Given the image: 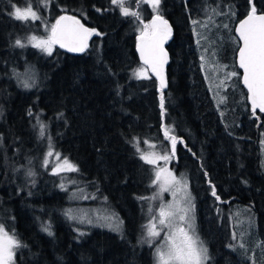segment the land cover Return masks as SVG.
Instances as JSON below:
<instances>
[{"label": "trees", "instance_id": "trees-1", "mask_svg": "<svg viewBox=\"0 0 264 264\" xmlns=\"http://www.w3.org/2000/svg\"><path fill=\"white\" fill-rule=\"evenodd\" d=\"M123 6L138 15L111 0H0V226L19 242L14 264H157L159 238L149 236L154 167L141 156L170 153L166 131L180 141L172 169L191 184L211 263L253 264L256 241L264 250V114L252 112L242 86L235 35L245 100L240 108L233 93L231 125L221 118L193 24L215 27L221 51L223 20L235 34L253 6L264 13V0H161L158 13L142 0ZM29 7L38 19L16 18ZM64 14L95 30L88 48L74 55L35 47ZM156 14L172 29L165 92L150 73L136 75L145 69L138 38ZM57 154L76 170L54 173ZM237 206L256 217L252 255L230 250ZM76 207H99L117 230L81 221Z\"/></svg>", "mask_w": 264, "mask_h": 264}, {"label": "snow or ice", "instance_id": "snow-or-ice-1", "mask_svg": "<svg viewBox=\"0 0 264 264\" xmlns=\"http://www.w3.org/2000/svg\"><path fill=\"white\" fill-rule=\"evenodd\" d=\"M142 2H149L153 8H156L160 0H142ZM111 3L120 7L124 15H138V13L130 12L128 8L123 6L124 0H111ZM14 15L17 19H27L29 15L33 19L39 18L30 7L26 9L23 15L21 10L17 8ZM64 21L68 23H62ZM158 24L160 27H158ZM148 27H153L156 30L152 33L147 45L143 43L145 33H141L140 53L145 65H150L151 70L160 78L161 88H163L165 86L162 74L163 64L166 62L167 54L164 52L162 45L164 39L170 34V28L167 26V21L159 16L153 19L151 25H145V28ZM94 32V29L84 27L75 17L61 16L56 24L52 26L50 36L35 43L34 46L49 54L52 52L53 45L56 44H59L61 48L66 47L69 51H83L87 46L88 37ZM239 32L240 38L243 40V47L239 50V66L244 70L243 82L251 93L253 111L255 112L259 108L261 112H264V15H257L255 6L251 8V14L248 15L247 19L241 22ZM32 40L35 41L36 38L33 37ZM17 44H20V41H17ZM136 75L138 77L145 76L146 70L142 68L138 70ZM232 75H236V73H232ZM25 86L29 85L25 84ZM161 107H163V96H161ZM41 135H43V128H41ZM165 135L167 137V131ZM168 138L171 140V150L174 154L177 138L174 136ZM145 143L147 144V142ZM149 147L154 148V145H149ZM52 155L53 153L49 151L48 156ZM56 158L59 160L58 154ZM141 158L149 164H156L158 160L167 162L171 157L162 155L152 159L142 155ZM47 164L48 160L45 159L44 165L47 166ZM63 165L67 167V170H76L66 159L63 161ZM57 170H64V168L58 164ZM31 174L29 173V175ZM155 182L161 183V191L171 190L166 186L180 183L166 167L160 168L157 172ZM173 194L175 195V192ZM212 195L216 196L214 187ZM186 214L187 210L183 208L178 209L172 205L160 206L159 225L161 230L164 228L169 230L164 248L157 250L160 264H202V260L207 258V250L203 248L198 250L194 246L195 242L192 237L188 235L184 227L179 226L177 223L178 221H184ZM45 230L47 231V229ZM149 236H160V231L156 230L155 224L149 228ZM18 246L19 242L9 236L0 226V264H9L13 256L12 249Z\"/></svg>", "mask_w": 264, "mask_h": 264}, {"label": "rangeland", "instance_id": "rangeland-1", "mask_svg": "<svg viewBox=\"0 0 264 264\" xmlns=\"http://www.w3.org/2000/svg\"><path fill=\"white\" fill-rule=\"evenodd\" d=\"M161 1V0H160ZM150 7L158 13L159 11V5L156 8H153L152 4L147 2ZM24 12L21 11V14L23 15ZM159 16L158 14L155 15V17ZM151 21L146 23V25H151L153 19ZM233 18V14L231 15ZM233 21L225 18L221 24L226 30H223V34L227 36V39L224 40L223 49L219 48V42L214 39V33H215V27L209 28L206 21H196L194 22V33L196 35V38L198 40V47L200 50V57H201V63L203 67V74L205 76L209 91L211 92V96L214 100V104L221 116L222 119L225 118V122L228 126L231 125V122L233 121V102L229 103V100H233V93L236 92L237 96V105L240 108H243L244 104V96L242 92V88L240 87V77H239V71L236 67V63H234L233 58L235 57V52L237 48V41L235 39L234 29L232 28ZM155 31L153 27L145 28V25L143 27V32L145 35L152 34ZM219 39H221V36L219 35ZM54 46V45H53ZM221 52L225 53V56H223L221 59L219 57V54ZM146 75H149V71L147 68ZM232 73H236V75H232ZM246 97V96H245ZM189 132V131H188ZM167 136L172 137L171 134L167 131ZM191 137L194 138V135L190 133ZM179 139H177L176 146L179 144ZM170 143V153L168 154H159L156 152L149 153V158L155 159L158 156L162 155H169L171 158L165 162L163 160H158L156 164H151L154 167V176L156 180V174L160 170V168L166 167L176 178L177 181L180 183L178 185H168L166 187L170 188L171 190H165L161 191V183L155 182L154 180V191L151 195L152 199L149 200L150 209H154V204L157 201V206L155 208L154 213L152 214V219L149 220V226L151 227L153 224L156 225V230L160 231V236L156 250L155 255L157 259V264H160L159 258H158V249H163L166 243L167 235L169 230L167 228H164L161 230V226L159 225L158 221V214H159V208L160 206L164 205H172L176 208H183L187 210V214L185 216L184 221H178V225L185 228V231L188 233L190 237H192L193 241L195 242L194 246L199 250L201 248L206 249V259L202 260V264H213L210 260V255L208 253V247L203 242L202 238L199 234V227L197 224V213H196V200L195 195L193 193V190L191 188V184L188 181V179L181 174H175L174 170L172 169L173 161L176 157V146H175V152L172 153L171 150V140L169 139ZM55 168L54 173H65L70 172L72 170H67V167L63 165L64 160H57L55 158ZM60 164L64 170H57V165ZM70 164V163H69ZM71 165V164H70ZM186 186V187H185ZM175 192V195L173 194ZM82 195V193H79ZM78 194H76L75 197H73V201H78ZM77 213L81 212L83 216L81 217V221L91 224L93 226L101 225L105 228L111 229V230H117V225L114 220V216L105 214V211L100 209L99 207L92 208V207H76L74 217H77ZM232 219L234 221L235 230L237 233V247L233 246L230 248V250L236 253L237 250L244 252L245 255H252L251 248L254 244V239L256 238V217L254 214V211L250 207L247 206H237L234 209ZM88 220V221H87ZM119 231V229H118ZM240 247L242 249H240ZM254 248H257L256 254H259V258H255L256 264H264L263 255L264 250L260 244V241H256V244ZM15 247L12 249L13 256L12 259L9 261V264H14V253ZM254 250V249H253ZM261 253H259V252ZM254 252V251H253Z\"/></svg>", "mask_w": 264, "mask_h": 264}, {"label": "water", "instance_id": "water-1", "mask_svg": "<svg viewBox=\"0 0 264 264\" xmlns=\"http://www.w3.org/2000/svg\"><path fill=\"white\" fill-rule=\"evenodd\" d=\"M250 14H251V11H250V13H249L248 15H250ZM256 14H257V15H264V13H257V10H256ZM248 15L245 16L242 20H240V22H238V24H237L236 27H235V35H236V37H237V39H238V41H239V44H240L239 49H238V52H237V55H236V62H237V65H238V67H239V69H240V71H241V73H242V76H241V83H242V86H243V88H244V89L247 91V93H248V102H249V104H250V106H251L252 112H254V111H253V106H252V100H251V93L249 92L248 87H247V86L244 84V82H243L244 70H243L242 68H240V66H239V50H240V48L243 47V40L240 38L239 28H240V24H241V22L244 21L245 19H247ZM62 16H72V17H75L77 20L80 21L81 24L84 25V27H86V28H88V29H93V28L87 26L86 24H84L83 21H81V19H79V18L76 17V16L69 15V14H64V15H62ZM159 17H162V16H159ZM162 18H163V17H162ZM57 20H58V19H57ZM163 20H165V19L163 18ZM56 22H57V21H56ZM62 23H65V24H66V23H68V22H67V21H64V22H62ZM55 24H56V23H55ZM167 26H168V28H170V34L167 35V38H166V39H164V41H163V45H162L164 52L167 54V55H166V62L163 64V73H162V74H163V78H164V82H165V86H164L163 88H161L160 78H159V77H158V76H157V75L151 70L150 65H145L144 60H143L142 57H141V53H140V48H141V44H142L141 36L138 38V45H137V51H138V55H139V58H140L141 63L145 66V68L148 69V71L150 72V74L158 80L159 85H160V89H161L162 91H164V92H165L166 89H167L166 70H167V66H168V63H169V54H168V51H167V45H168V43H169V41H170V39H171V32H172L171 26L169 25L168 22H167ZM158 27H160L159 24H158ZM155 30H156V29H155ZM94 34H95V32H94L92 35H90V36L88 37V39H87V46L84 48L83 51L73 52V51H69L66 47H65V48H61V47L59 46V44H56V46H57L58 48H60L62 51L67 52V53H70V54H74V55H75V54H81L82 52H84V51L88 48V46H89V44H90L92 38L94 37ZM151 37H152V34H150V35H145L144 38H143V43H144L145 45H147V43L149 42V40L151 39ZM256 112H260V113L264 114V112H261L259 108H257V109L255 110L254 113H256Z\"/></svg>", "mask_w": 264, "mask_h": 264}]
</instances>
